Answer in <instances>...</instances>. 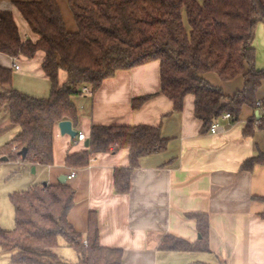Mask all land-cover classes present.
Here are the masks:
<instances>
[{
  "label": "trees",
  "instance_id": "16d2710c",
  "mask_svg": "<svg viewBox=\"0 0 264 264\" xmlns=\"http://www.w3.org/2000/svg\"><path fill=\"white\" fill-rule=\"evenodd\" d=\"M77 26L68 31L56 0H18L15 5L32 32L33 41L20 37L12 12L0 10V53L10 57L32 58L44 54L41 67L51 88L47 97H36L12 86V68L0 65V109L19 128L5 146L6 156L32 164L53 162L52 134L61 120L76 122L73 96L87 85L97 91L105 78L121 69H130L153 60L159 61L160 92L183 109L187 94L194 97V114L209 130L214 118L229 113L239 119L244 105L252 109L264 106L256 91L264 81V67H256L255 29L264 24V0H68ZM185 9L186 22L182 15ZM214 72L221 80L243 75V88L226 95L222 88L203 77ZM151 94L133 98L137 109ZM264 129V115L253 114L243 135ZM87 148L66 155L65 164L79 168L98 152H116L126 148L128 167L113 171L114 190L130 189L132 170L142 156L166 149L168 140L160 126L93 125ZM26 147L22 158L18 151ZM264 165V151L248 157L241 168L252 170ZM14 208V228L0 225V247L10 252L11 263L65 264L57 253L63 239L76 254V264H121V248L103 246L95 212L88 215L83 235L68 220L74 190L67 182L36 183L26 190L10 194ZM263 200L264 197H257ZM196 220L199 239L190 243L165 235L158 247L177 251H208L209 220L205 213L188 214ZM264 216V212L262 213Z\"/></svg>",
  "mask_w": 264,
  "mask_h": 264
},
{
  "label": "crops",
  "instance_id": "0c3cea01",
  "mask_svg": "<svg viewBox=\"0 0 264 264\" xmlns=\"http://www.w3.org/2000/svg\"><path fill=\"white\" fill-rule=\"evenodd\" d=\"M15 1L18 0H0V10L12 12L23 40L35 41L38 35L30 30ZM56 1L67 30L76 31L68 0ZM262 27L258 23L255 31ZM43 57L42 51L32 58L1 53L0 65L12 68L15 89L47 97L52 88L41 67ZM14 63L18 68H13ZM263 66L264 60L258 57L256 67ZM203 77L221 87L226 95H234L244 85L242 74L228 81L214 72H206ZM149 94L140 107L132 108L133 98ZM256 97L264 98V81ZM72 99L78 112V121H71L72 128L87 137L77 140L62 134L56 123L51 165L27 163L38 180L46 183L60 182V176H67L65 182L73 188L75 197L68 220L76 230L85 235L88 215L95 212L99 242L121 248V264H264V201L256 199L264 197V165L256 164L252 170L241 168L248 157L264 151V129L243 135L247 120L252 114L256 118L264 115V106L252 109L244 105L238 120L219 117L214 132L203 130L204 124L194 114L192 94L184 97L183 109L176 110L172 100L160 92L156 60L118 70L105 78L97 91H81ZM128 124L160 126L161 136L168 140L165 150L138 159L128 192H115L113 183L114 168L129 165L126 148L93 153L83 167L65 164L67 154L87 148L84 143L93 125ZM7 160L1 158L0 162ZM71 172L75 174L68 178ZM192 212L208 216L210 249H160L158 245L167 234L190 243L199 239L196 220L188 216Z\"/></svg>",
  "mask_w": 264,
  "mask_h": 264
},
{
  "label": "rangeland",
  "instance_id": "374dc122",
  "mask_svg": "<svg viewBox=\"0 0 264 264\" xmlns=\"http://www.w3.org/2000/svg\"><path fill=\"white\" fill-rule=\"evenodd\" d=\"M183 17L186 22L185 9L183 8ZM264 26V24H262ZM254 46L257 56L264 60V27L255 31ZM1 54V53H0ZM256 59V60H257ZM264 67V66H263ZM0 148L17 134L18 127L14 126L7 111L0 109ZM37 173H32V167L26 161L11 160L0 162V225L5 230H11L14 226V208L10 201V194L28 189L33 184L42 183L38 180ZM60 242L65 243L63 239ZM57 253L60 260L65 264H76L75 251L67 245L60 246ZM0 264H20L11 263L10 252L0 247Z\"/></svg>",
  "mask_w": 264,
  "mask_h": 264
},
{
  "label": "water",
  "instance_id": "95a60500",
  "mask_svg": "<svg viewBox=\"0 0 264 264\" xmlns=\"http://www.w3.org/2000/svg\"><path fill=\"white\" fill-rule=\"evenodd\" d=\"M58 127L60 129V132L63 134V133H67L70 137L74 138L76 135H77V131L74 130L72 128V125H71V120H61L58 122ZM89 143V140L88 138L86 139L85 141V146H87ZM27 152V148L26 147H22L18 153H20L21 157L23 158L25 156ZM2 159H6V156H3ZM66 175H62L59 177L58 181L60 182H65L66 180ZM46 183V182H44Z\"/></svg>",
  "mask_w": 264,
  "mask_h": 264
},
{
  "label": "built area",
  "instance_id": "2783aa9c",
  "mask_svg": "<svg viewBox=\"0 0 264 264\" xmlns=\"http://www.w3.org/2000/svg\"><path fill=\"white\" fill-rule=\"evenodd\" d=\"M13 68H15V69L18 68V65H17L16 63H14V64H13ZM81 89H82V91H84V92H86V93L91 92L90 87L87 86V85L82 86ZM220 117L225 118V119H230V118H231V116H230L229 113H223ZM217 126H218V125H217V122H216V118H214L213 121H212V124H211L209 130L212 131V132H214V131L216 130V127H217ZM86 137H87V136H85V134L82 133V132H78L77 135L75 136V138H76L77 140H84ZM74 174H75L74 172H71V173L68 175V178L73 177Z\"/></svg>",
  "mask_w": 264,
  "mask_h": 264
}]
</instances>
